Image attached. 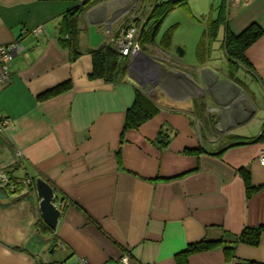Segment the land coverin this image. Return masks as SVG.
<instances>
[{
    "label": "crops",
    "instance_id": "1",
    "mask_svg": "<svg viewBox=\"0 0 264 264\" xmlns=\"http://www.w3.org/2000/svg\"><path fill=\"white\" fill-rule=\"evenodd\" d=\"M83 1L0 0V45L19 40L25 47L12 61L11 81L0 85V170L43 177L66 201L57 227L42 233L36 190L13 195L0 185V264L80 257L125 264L126 252L128 264L264 263V231L258 245L237 243L232 258L224 248L246 226L264 225V136L256 140L264 133V0H222L198 41L196 65H176L170 49L161 48L176 69L165 71L161 91L148 95L169 121L185 127L165 148L154 144L161 129L155 121L122 136L138 87L132 69L119 82L90 76V50L104 44L106 24L119 30L130 21L131 13L121 12L130 0H100L80 14L82 53L73 60L60 28L64 14ZM154 2L143 8L141 0L143 19ZM224 3L226 19L211 36L209 23ZM252 23L263 33L246 50L248 63L234 62L224 43L227 27L239 34ZM39 26V35H24ZM161 36L140 43L141 50L150 55ZM66 81L69 89L41 97ZM256 116L257 129L250 124ZM7 118L13 122L2 128ZM243 167L259 186L249 199ZM203 239L222 244L182 262L178 254Z\"/></svg>",
    "mask_w": 264,
    "mask_h": 264
},
{
    "label": "trees",
    "instance_id": "2",
    "mask_svg": "<svg viewBox=\"0 0 264 264\" xmlns=\"http://www.w3.org/2000/svg\"><path fill=\"white\" fill-rule=\"evenodd\" d=\"M100 0H84L81 4L72 8L66 12L63 16L62 25L60 28V40L63 44L70 48L72 59L76 60L82 53L78 49V20L80 14H82L91 5ZM185 3V0H155L151 7L149 17L146 22L141 23L139 29L138 40L139 43H144L146 41L155 42L156 36L159 33L160 25L162 24L164 18L169 15L178 5ZM226 19L225 13V3L222 5L221 15L215 20L210 21L208 27V33L211 36H215L217 33V28L222 21ZM152 20H155L153 28H150L149 24ZM176 25L168 28L161 36L159 41V47L163 50H168L171 47L172 37ZM263 33L262 28L257 23H252L244 31L239 34H235L229 26L226 30L225 35V47L230 59L234 62L238 61L241 63H248L246 57L247 48L253 44ZM67 35V36H66ZM201 47L199 45L198 51ZM93 60V67L90 73L91 78H102L110 82L122 81L128 68V63L130 58L123 56L115 47L109 44H103L98 48L90 50ZM71 86V81H66L61 84L54 86L53 88L45 91L41 94L42 98L48 96L56 95L69 89ZM159 107L153 101V99L145 93L141 88L135 89V99L134 102L127 108L125 113L123 134L129 129H138L140 126L150 119L157 111ZM264 133L261 134L256 140H261ZM172 135L168 131L161 127L158 132V136L154 141V144L160 148L168 147L171 141ZM199 148H188L186 152H196ZM240 172L244 178L246 185V195L247 198H251L253 194L258 190L259 186L255 185L251 180L250 172L247 168L243 167ZM43 226H40L41 231L46 233L48 231H53L44 221L41 219ZM264 231V225L257 227L246 226L244 230L238 235L237 239L230 243V245H225L226 255L230 258L235 256V250L237 243L243 242L251 245H258L261 240L262 232ZM222 244L221 241L217 240H206L192 243L188 248L182 253L178 254L182 262H185L190 253L210 250L217 245ZM39 264H52L47 262H39ZM264 264V263H261Z\"/></svg>",
    "mask_w": 264,
    "mask_h": 264
},
{
    "label": "rangeland",
    "instance_id": "3",
    "mask_svg": "<svg viewBox=\"0 0 264 264\" xmlns=\"http://www.w3.org/2000/svg\"><path fill=\"white\" fill-rule=\"evenodd\" d=\"M130 1L123 4V10L121 12H124L125 10L128 9V5L131 3ZM186 1L187 0H185V2ZM221 1L222 0H209V2L208 0H188L189 6H187L186 4L179 5L175 10H173L169 15H167L164 18L159 28V37L168 28L176 25L172 37L171 48H170V54L177 62L175 63L176 65L180 64L181 66L182 65L185 66L187 64H190V66H192L197 64L198 41L206 26V22L208 20L209 15L215 12L217 6L220 5V3H222ZM146 6H147V0H143L142 7L145 8ZM150 7H149V11L151 10ZM194 15H196L197 18H195ZM154 22L155 20H152L151 24ZM179 47H181L185 52L182 56L179 54L178 51ZM148 50L150 54L149 56L154 60L156 59L160 63L158 64L157 68L153 67V75L151 76V78H148L145 75V73L140 72L136 67H133L131 72L135 74L138 80V81L136 80L137 81L136 84L138 85V87L141 88L145 93L152 96L153 93L161 91V86H163L165 71L167 70L175 71L176 67L174 68L173 66L169 65L170 60L168 59L169 58L168 55L157 44H151ZM128 69L129 68H127V71ZM260 120L261 119L256 116L250 122L251 126H253L254 128L256 127L255 129H257V127L260 124ZM154 121L158 122L159 127H164L168 131V133L171 134L172 136L178 135V131L179 132L181 131L182 133H184L185 131V127L183 125L178 126L177 121L176 122L169 121V116L163 114V110H161L160 108L150 119H148L142 125ZM219 128L221 129L223 127L220 126ZM2 170L10 171L9 175L11 177L14 174L13 179L11 178L10 179L13 182L18 181L19 176H16L14 171H11L10 167H6L4 169H1L0 171ZM30 191H32V189ZM38 229H40V226L37 227V230Z\"/></svg>",
    "mask_w": 264,
    "mask_h": 264
},
{
    "label": "built area",
    "instance_id": "4",
    "mask_svg": "<svg viewBox=\"0 0 264 264\" xmlns=\"http://www.w3.org/2000/svg\"><path fill=\"white\" fill-rule=\"evenodd\" d=\"M141 0H133L131 6L127 9L125 13H131L129 15L130 21L122 22L119 30H114L109 24H106V37L104 39V44H109L115 47L123 56H127L130 59H135L138 57L141 46L138 40V27L136 22L141 20L143 23L146 19L140 16ZM42 32V27H36L34 29H25L24 35L32 33L34 35H39ZM24 45L19 41H13L9 44L0 45V85H6L11 81L12 70L11 65L13 59L21 54L24 50ZM12 119H4L3 127H7L12 124ZM260 162L264 165V149L259 154ZM10 171H0V185L2 188L8 190L11 194L19 195L29 192L31 189L36 190V179L32 177H19L18 181L13 182L14 174L12 177L9 175ZM11 178V179H10ZM55 204L58 208L63 209L66 205V201L58 197L55 200ZM130 254L128 252L124 253L121 257V261L128 264L130 260ZM56 264H94L86 257H80L75 261H63Z\"/></svg>",
    "mask_w": 264,
    "mask_h": 264
},
{
    "label": "water",
    "instance_id": "5",
    "mask_svg": "<svg viewBox=\"0 0 264 264\" xmlns=\"http://www.w3.org/2000/svg\"><path fill=\"white\" fill-rule=\"evenodd\" d=\"M178 51L180 54L184 53V50L179 47ZM141 57L135 59H130L128 67L132 69L133 67L138 68L142 73H153V65H158V61L151 58L143 50ZM147 75V74H146ZM138 81V80H137ZM36 192L38 196V208L41 214L43 221L52 229H55L58 225V221L62 215V209L58 208L55 204L57 198L56 190L54 186L43 177L36 178ZM51 237L48 238V241H51ZM61 246V242L58 243ZM61 249V248H60ZM54 247L50 251H53Z\"/></svg>",
    "mask_w": 264,
    "mask_h": 264
},
{
    "label": "bare ground",
    "instance_id": "6",
    "mask_svg": "<svg viewBox=\"0 0 264 264\" xmlns=\"http://www.w3.org/2000/svg\"><path fill=\"white\" fill-rule=\"evenodd\" d=\"M142 56V53H139V55H138V57H141ZM148 76L147 77H149V76H152L153 75V73L151 74V71H150V73H146Z\"/></svg>",
    "mask_w": 264,
    "mask_h": 264
},
{
    "label": "flooded vegetation",
    "instance_id": "7",
    "mask_svg": "<svg viewBox=\"0 0 264 264\" xmlns=\"http://www.w3.org/2000/svg\"><path fill=\"white\" fill-rule=\"evenodd\" d=\"M157 67V66H156Z\"/></svg>",
    "mask_w": 264,
    "mask_h": 264
}]
</instances>
